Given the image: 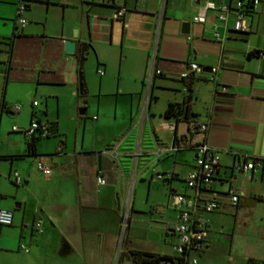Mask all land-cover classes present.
<instances>
[{
  "label": "crops",
  "instance_id": "0c3cea01",
  "mask_svg": "<svg viewBox=\"0 0 264 264\" xmlns=\"http://www.w3.org/2000/svg\"><path fill=\"white\" fill-rule=\"evenodd\" d=\"M17 1L0 0V19L7 17L12 20ZM205 1L26 0L24 25L17 28L18 34L12 37L10 48L5 44V47L0 45V51L7 47V60L3 68L5 78L8 77L15 39H34L38 48V63L43 61L38 64L36 83L41 80L59 85L69 80V76L70 80L76 81L75 53L84 41L88 44L85 56L90 55L95 61L96 71H102H97L99 75L116 63L118 71L125 76L134 81L142 80L150 60L151 82L160 77L157 84H166L164 86L175 92L164 97L161 110H155L151 107V98L154 97L153 101L156 102L159 98L157 93L152 95L150 92L139 107L142 88L125 85L123 89L120 86L122 92L130 94V98L134 92H139L136 111L133 113L132 106L129 107V127L137 128L134 143L129 140L123 146L127 134L116 138L117 130L110 133L104 131V134L100 131L91 144H85L81 136L73 144L70 156H55L53 161L43 156L51 166L47 176L35 167V157L27 149L28 137L25 135L19 148L0 155V208L12 210L11 223L0 224V251L18 259L13 264H125L126 257L131 260L129 250L133 249L174 256L173 240L169 242L170 251L157 246L146 232L139 234L144 238L140 245L132 241L129 223L121 247L116 249V242L120 209L129 187H137L147 178L149 188L152 181L160 180L154 177L155 172H170L168 177L161 178L169 187L166 195L169 205L171 192L192 191L183 179L193 163L195 151L192 148L182 147L158 158L150 154L154 145L168 144L188 133L183 118L176 121L174 129L161 126L167 103L184 101L188 104L189 115L192 113L195 118L207 121L206 141L219 156L213 178L200 193L203 197L217 199L219 207L204 213L208 233L204 247L196 255L204 264H221L219 258L226 259L221 251L226 248L225 245L230 246V251L233 227L230 232L226 231L230 224L224 222L223 211L232 212L234 221L237 218L243 221L251 216L259 201L264 202L263 168L254 167L247 171L232 168V164L241 156L264 159V45L252 39L253 34L261 32L264 26V0L250 10L247 16L249 29L245 32L232 28L231 12L224 24L212 9L206 10L203 22L193 21L192 15L199 11ZM212 1L218 6L234 0ZM121 5L126 10L122 17L116 18L114 11ZM184 20L189 22L188 33L180 32V24ZM38 23H41V29L35 31ZM213 23L217 25L219 38L213 35ZM14 25L17 24L11 23L10 35ZM7 34L9 30L0 28V36H9ZM66 38L76 40L73 53L63 50ZM190 61L199 64L202 71L182 77L181 72ZM212 65L218 66L216 72L210 71ZM44 71L49 75L40 79ZM105 83L106 78H99V88ZM12 105L4 100L0 110L6 109L11 114L21 110L18 104L19 109L12 111ZM24 111L29 121L33 118L47 123L49 134L57 132L56 120L49 117L43 120L33 106L24 107ZM83 113L78 110V114ZM93 116L91 128L97 125L98 114ZM15 119L18 123H25V120L20 122L18 117ZM81 125L83 135L85 122H81ZM145 126L150 130V146H142ZM62 143L59 150L64 148ZM34 146L35 152L39 153L36 142ZM106 147L111 148L112 152L104 153L102 150ZM136 149L139 154L134 156L132 153ZM97 168L102 170L103 184L95 180ZM13 170H17L21 176L20 183L12 180ZM232 193L237 194L235 204L229 200ZM169 205L167 207L173 209ZM164 208L159 206L158 210ZM174 217L164 225L165 236L169 235L171 239L176 237L169 228ZM35 218L42 219V231L39 233L33 229ZM20 243H24L28 251L22 250ZM239 256L246 257L243 264H256L257 261L264 264L262 251ZM232 260V257L230 261L224 260L223 264H234Z\"/></svg>",
  "mask_w": 264,
  "mask_h": 264
},
{
  "label": "rangeland",
  "instance_id": "374dc122",
  "mask_svg": "<svg viewBox=\"0 0 264 264\" xmlns=\"http://www.w3.org/2000/svg\"><path fill=\"white\" fill-rule=\"evenodd\" d=\"M11 18L12 20L7 17L0 19V28L9 30V34L7 35L11 33L10 26L11 23L12 25L14 24L15 11ZM262 28L261 32L253 34L252 39L254 42H260L261 45H264L263 25ZM38 29L40 31L41 23L35 26V31ZM0 45L1 47H5L4 44L0 43ZM35 46L36 40L34 39H15L7 78H5L3 70L7 60V47L0 51V100L3 98L8 104L21 105V110L16 114H11L6 109L0 110V155L2 156L8 151L16 149L17 147L19 148L20 144H22L24 137L22 130L13 131L11 128L12 124L21 126L20 128L22 129L28 127L29 118L24 111V107L30 108L33 106L35 111L40 113L43 120L49 117L57 121V132L50 133L48 136L38 137L35 141L39 153L47 156L48 161H53L55 156H70L71 154L69 153L73 148V144L81 136H83L85 144H91L92 140L96 139L100 131H103L104 134V131L110 133L113 130H117L116 138L127 134L123 146L129 143L127 142L129 140H131L132 144L134 143L137 137V128L130 129L129 127V107L132 106L133 113L136 111L135 107L139 98V92H134L130 98V94L122 92L120 86L125 87L127 85L132 88V85H135L136 88H142L139 107H141L144 97H149L150 92L152 95L157 93L159 98L156 102L153 101V96L151 98V107L155 110H161L164 97L172 95L175 92L168 88V86H164L166 84L159 86L160 84H157V81L160 77H156L155 81L153 82L152 80L151 82L149 78L151 70L150 60L147 62L142 80L138 79L134 81L131 77L119 72L116 63L111 68L105 70L103 75H99L96 71L95 61L92 60L90 55L84 56L82 61V73L86 88L85 93L78 92L77 79L76 81L70 80V76L69 80H65L66 82L59 85L43 83L41 80L36 83V77L39 74L37 70L38 64H41L43 61L38 63V48ZM48 75L47 71H44L43 75L39 77L40 79H45ZM101 77L106 78L107 83L99 88V78ZM33 101H36L37 104L32 105ZM79 108H85L84 113L81 115L78 114ZM43 109H45V113ZM94 114H98L97 125L95 128H91L92 122H94V119H92ZM17 117L20 122L25 120V123H18L15 119ZM83 121L85 122V129L82 135L83 127L81 122ZM75 127H77L76 130ZM150 135L149 127L145 126L141 138L144 142L142 146H150L152 144ZM60 142H63V150H59L58 148ZM128 163L130 164V160ZM147 182L148 180L146 178L137 187H129L130 209L126 216V220H128L131 228L129 237L132 241L139 242L140 245L144 238L139 236V234L146 232L152 240L156 241L157 246L170 251L169 242L171 240L173 242L176 241V237L173 236L171 239L169 235L165 236L164 233V225L174 217V210L167 207L169 204L166 202L169 187L162 179L152 181L149 188ZM173 183L175 184L176 182L174 181ZM122 204L124 205V201ZM131 204H133V208H131ZM159 206H164L165 208L160 211L158 210ZM223 212L224 222L227 225L230 224V227L226 231L230 232L233 227V245L230 251L228 249L230 246L227 245L221 251L222 255L226 258L224 260L230 261L232 257L234 264H243L246 257L239 255H246V253L254 255L255 252H264V202L260 203L259 201L255 205L253 212H251V216L249 215L246 220H243L244 222L238 218L234 221L235 216L228 210H224ZM123 215L124 210L122 207L120 209L121 219ZM139 216H142V218L140 219ZM134 230L137 232H134ZM124 233H126V230ZM134 235H137V237ZM121 244L118 236L116 249L121 247ZM224 260L219 258L221 264L224 263ZM16 261L18 259H15L13 255L0 251V264H13ZM124 263L150 264L141 261L134 262L132 258L130 260L127 257ZM255 263L262 264V261Z\"/></svg>",
  "mask_w": 264,
  "mask_h": 264
},
{
  "label": "built area",
  "instance_id": "2783aa9c",
  "mask_svg": "<svg viewBox=\"0 0 264 264\" xmlns=\"http://www.w3.org/2000/svg\"><path fill=\"white\" fill-rule=\"evenodd\" d=\"M259 1L260 0H234L232 3H220L216 6L212 0H207L204 2L199 11L193 14L191 18L195 22H203L205 20L206 10L212 9L215 11L217 19L224 24L228 13L231 12L233 15L232 28L237 31L245 32L249 29L247 23L248 14L245 12V9H252V7ZM26 3V0H18L15 6L14 22L19 27L25 23L23 12L26 7ZM125 10V6H117L113 16L116 18L122 17ZM212 27L214 37L219 38L220 36L216 28V23H213ZM217 68V65H212L209 69L211 72H216ZM97 71L99 73L102 72L100 69ZM201 71L202 67L199 64L194 61H190L188 62L185 70L181 72V76L183 77L188 74L200 73ZM221 89L224 90L225 87L222 86ZM35 103L36 101L32 102V104ZM18 109V104L12 105V111H17ZM185 121L188 133H186L183 138H174L168 144L158 143L154 145V148L150 151V154H152L154 158H158L161 155L173 152L182 147H189L195 151L192 166L186 171L183 177L185 184L190 187L192 191L190 193L173 191L170 194V205L175 210V217L174 221L169 225V228L176 234V241L172 246L175 251V255L172 257L171 261H165V264H204L199 261L196 255V252L204 247L205 239L208 233L204 213L219 207L217 199L214 197L206 198L200 194L202 188L207 186L213 178L216 166L219 162V156L215 149L209 146L206 141L208 123L207 121L199 120L194 116H188ZM175 123L174 118H165L161 126L166 129H174ZM12 129H21L23 134L28 138L31 136L42 137L48 134L47 123L40 122L39 120L33 118L29 121L28 127L22 129L18 128L16 125H12ZM102 151L104 153H108L112 152V149L106 147ZM132 154L137 156L139 154L138 149H136ZM33 155L35 157V167L43 175L47 176L51 171V166L44 160V155L39 153ZM254 167H262L264 170V165L258 156H241L232 164V168L240 171H247ZM101 171V168H97L95 173V180L99 184H103L105 182ZM11 175L12 180L15 183L21 182V176L17 170H13ZM169 175L170 172L154 173V177L159 179L168 177ZM129 198L130 193L127 194L124 200V215L119 223L118 236L120 242L123 241L125 235L124 232L128 226L126 216L130 209ZM229 200L232 204H235L237 194H230ZM11 221L12 210L10 208H0V224L7 225L10 224ZM33 229L38 233L42 231L41 218L34 219ZM19 247L24 251H28V248L24 243H20Z\"/></svg>",
  "mask_w": 264,
  "mask_h": 264
},
{
  "label": "trees",
  "instance_id": "16d2710c",
  "mask_svg": "<svg viewBox=\"0 0 264 264\" xmlns=\"http://www.w3.org/2000/svg\"><path fill=\"white\" fill-rule=\"evenodd\" d=\"M18 2V1H17ZM251 9H245V12L247 14H249ZM17 26L14 25V31L12 32L11 35L9 36H0V43H3L5 45H7L10 48L11 45V40L12 37L16 34H18L17 31ZM75 55L78 58V52L75 53ZM79 93H85L84 90H82ZM4 105V100L3 98H1L0 100V109L3 108ZM188 104L186 101L184 102H168L167 105L165 106L164 110H163V116L165 118H174L175 122L178 121L179 119H186L188 117ZM189 116H194L192 113ZM51 128H49L50 130ZM49 135V132L46 136ZM37 138V136H31L28 138V140H26V144H27V149L30 153L36 154L35 152V146H34V142L35 139ZM255 158V157H253ZM257 158V157H256ZM262 164L264 165V159L260 158ZM130 254H131V258L134 262H146V263H150V264H165V261H171L172 257L174 256H168V255H160L157 253H151V252H145V251H141V250H129ZM252 262V261H250Z\"/></svg>",
  "mask_w": 264,
  "mask_h": 264
},
{
  "label": "water",
  "instance_id": "95a60500",
  "mask_svg": "<svg viewBox=\"0 0 264 264\" xmlns=\"http://www.w3.org/2000/svg\"><path fill=\"white\" fill-rule=\"evenodd\" d=\"M188 25L189 22L184 20L180 24V32L188 33ZM75 35V32H73ZM88 44L86 42H81L78 46V58H77V90L81 92L82 90L86 91L85 82L82 73V61L84 56L86 55ZM76 48V40L73 38H66L63 43V50L66 53H73ZM84 109H79V113H83Z\"/></svg>",
  "mask_w": 264,
  "mask_h": 264
}]
</instances>
